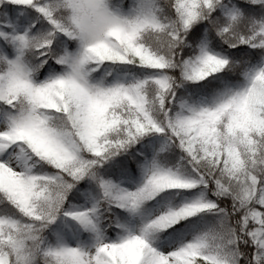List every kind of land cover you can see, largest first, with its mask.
Listing matches in <instances>:
<instances>
[{"label": "snow or ice", "instance_id": "6c2138e0", "mask_svg": "<svg viewBox=\"0 0 264 264\" xmlns=\"http://www.w3.org/2000/svg\"><path fill=\"white\" fill-rule=\"evenodd\" d=\"M0 264H264V0H0Z\"/></svg>", "mask_w": 264, "mask_h": 264}]
</instances>
